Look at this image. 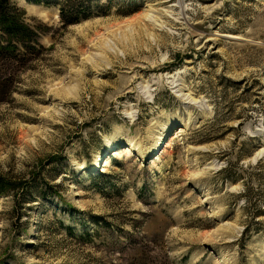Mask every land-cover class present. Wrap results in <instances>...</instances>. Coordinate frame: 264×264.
Segmentation results:
<instances>
[{
    "label": "rangeland",
    "instance_id": "1",
    "mask_svg": "<svg viewBox=\"0 0 264 264\" xmlns=\"http://www.w3.org/2000/svg\"><path fill=\"white\" fill-rule=\"evenodd\" d=\"M40 1L10 0L40 45L0 103V264H264V0Z\"/></svg>",
    "mask_w": 264,
    "mask_h": 264
},
{
    "label": "trees",
    "instance_id": "2",
    "mask_svg": "<svg viewBox=\"0 0 264 264\" xmlns=\"http://www.w3.org/2000/svg\"><path fill=\"white\" fill-rule=\"evenodd\" d=\"M67 2V1H66ZM42 4H51L49 0H41ZM72 7L69 11L67 9ZM66 7H61V15L65 22L70 25L78 22L76 14V5L68 2ZM72 12L68 15L66 12ZM22 11L13 6L10 0H0V103L5 102L8 97L13 93L15 83L17 82L15 72H10L8 66L21 65L27 61H30L32 55L36 54V48L39 46L38 35L34 30L29 27L22 19ZM42 47V45H41ZM43 48V47H42ZM23 182L11 181L0 175V194L8 192L10 190H25Z\"/></svg>",
    "mask_w": 264,
    "mask_h": 264
},
{
    "label": "bare ground",
    "instance_id": "3",
    "mask_svg": "<svg viewBox=\"0 0 264 264\" xmlns=\"http://www.w3.org/2000/svg\"><path fill=\"white\" fill-rule=\"evenodd\" d=\"M229 37H231V38H235V37H237V36H231V35H229ZM192 175H194V174L192 173Z\"/></svg>",
    "mask_w": 264,
    "mask_h": 264
}]
</instances>
